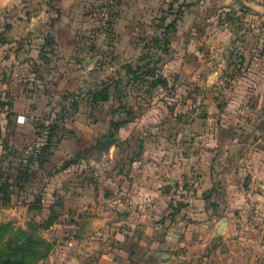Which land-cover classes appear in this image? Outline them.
<instances>
[{"label": "rangeland", "instance_id": "374dc122", "mask_svg": "<svg viewBox=\"0 0 264 264\" xmlns=\"http://www.w3.org/2000/svg\"><path fill=\"white\" fill-rule=\"evenodd\" d=\"M60 1L10 0L3 19L16 30H5L15 44L4 49L0 90L5 104L19 92L28 105L19 130L4 119L0 223L53 243L40 264H97L109 229L94 218L106 211L94 212L93 187L81 183L96 162L106 167L117 141L100 149L107 137L138 139L155 121L180 118L216 137L219 166L242 168L251 196L252 166L264 158V0H245L251 9L236 0ZM103 82L111 99L94 100Z\"/></svg>", "mask_w": 264, "mask_h": 264}, {"label": "crops", "instance_id": "0c3cea01", "mask_svg": "<svg viewBox=\"0 0 264 264\" xmlns=\"http://www.w3.org/2000/svg\"><path fill=\"white\" fill-rule=\"evenodd\" d=\"M9 1L0 0L1 82L9 57L4 49L15 44L12 39L3 41L6 31L16 30L13 22L6 27L3 22ZM18 95L11 105L5 104L0 90V160L5 151L4 119H11L12 131L19 130L17 116L28 105ZM190 125L171 117L147 124L138 139L118 138L106 167L96 162L92 178L81 183L93 187L94 212L106 211L105 220L94 218L109 229L102 237L109 243L98 254L97 264H130L137 257L146 264H264V158L252 166L256 188L246 196L242 168L229 174L225 164L219 166L217 138ZM135 140L136 146L124 151L123 145ZM6 142L17 146L19 140L11 135ZM180 177L199 182L197 197L168 214L169 196Z\"/></svg>", "mask_w": 264, "mask_h": 264}, {"label": "trees", "instance_id": "16d2710c", "mask_svg": "<svg viewBox=\"0 0 264 264\" xmlns=\"http://www.w3.org/2000/svg\"><path fill=\"white\" fill-rule=\"evenodd\" d=\"M3 41H7L3 38ZM93 99L108 101L111 99L110 83L103 82L100 90L94 91ZM120 120L115 122L116 127L121 125ZM115 129L111 133L114 135ZM8 184L0 185V193L6 192ZM52 219L47 221L51 224ZM10 223H0V264H40L53 249V243L40 236L36 231L17 228L11 231Z\"/></svg>", "mask_w": 264, "mask_h": 264}, {"label": "built area", "instance_id": "2783aa9c", "mask_svg": "<svg viewBox=\"0 0 264 264\" xmlns=\"http://www.w3.org/2000/svg\"><path fill=\"white\" fill-rule=\"evenodd\" d=\"M254 186V183L250 182V190H253ZM198 187V181H188L186 178L180 177L169 196L168 214H172L181 206L192 203L197 197Z\"/></svg>", "mask_w": 264, "mask_h": 264}, {"label": "water", "instance_id": "95a60500", "mask_svg": "<svg viewBox=\"0 0 264 264\" xmlns=\"http://www.w3.org/2000/svg\"><path fill=\"white\" fill-rule=\"evenodd\" d=\"M239 4L246 6V4L242 0H236ZM117 139L115 137H107L102 144L100 145V149H106L108 146H110L113 142H115Z\"/></svg>", "mask_w": 264, "mask_h": 264}]
</instances>
